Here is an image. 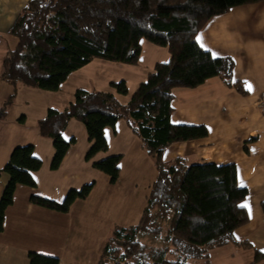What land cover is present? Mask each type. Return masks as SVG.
I'll list each match as a JSON object with an SVG mask.
<instances>
[{"label": "trees", "instance_id": "trees-1", "mask_svg": "<svg viewBox=\"0 0 264 264\" xmlns=\"http://www.w3.org/2000/svg\"><path fill=\"white\" fill-rule=\"evenodd\" d=\"M264 0H30L17 15L6 36H0L3 81L10 84L57 91L74 71L94 59L136 65L142 41L168 50L170 58L158 62L126 104L112 92L77 89L74 100L64 109H48L38 120L40 135L52 140L50 162L57 169L75 139L62 136L72 119L81 122L90 146L85 159L107 151L104 130L120 119L142 142L156 166L157 177L150 186L149 199L160 198L174 206L161 247L138 239L141 221L129 227H115L107 237L97 264H188L169 257L172 242H186L199 250H211L237 243L234 230L249 220L239 207L248 190L238 184L234 163H188L183 157L165 160V150L174 143L204 138L205 125L173 124L172 89L193 88L218 76L227 85L244 92L233 80L234 61L213 56L201 47L196 36L213 16L231 8ZM13 39V41H8ZM120 95L128 93L124 80L111 82ZM121 154L109 155L92 166L114 183L119 174ZM42 161L33 155V145L15 146L2 168L8 181L0 198V232L5 211L13 202L17 185L35 187L32 172ZM92 184L70 189L59 203L31 195L32 203L67 212L76 199L85 198ZM264 219V203L261 204ZM172 252V251H171ZM258 256V254H256ZM28 264H59L55 256L30 251ZM202 264H211L206 257Z\"/></svg>", "mask_w": 264, "mask_h": 264}, {"label": "crops", "instance_id": "crops-1", "mask_svg": "<svg viewBox=\"0 0 264 264\" xmlns=\"http://www.w3.org/2000/svg\"><path fill=\"white\" fill-rule=\"evenodd\" d=\"M29 1L0 0L1 37H7L8 29ZM198 35L202 37L198 44L203 43V48L211 54L216 53L215 56H229L233 59V80L241 83L244 92L227 85L218 76L211 77L193 88H173L172 123L205 125L208 134L204 138L171 144L165 150L163 158L172 160L183 157L188 163L212 162L236 165L238 184L248 190L246 198L250 203L252 216L246 224L234 230L233 234L237 243L207 251L201 250L203 251L201 252L202 257L203 260L207 257L211 264H264V252L261 251L264 249V219L261 209V204L264 203V2L237 6L224 14L213 16L198 32ZM10 39H8L9 42L13 41L12 38ZM4 51L0 48V58L4 55ZM143 55L146 59L142 65L140 60V63L136 65L127 64L131 67L128 72H132L139 80L146 78L153 71L156 63L166 62L170 58L166 48H159L145 41L142 42L140 57ZM94 64L90 62L82 68ZM95 65L98 68V74L100 73L101 76L105 74L103 65L106 64L101 62ZM113 80L116 79H110L109 86L111 82H115ZM246 82L251 84L252 91L247 90ZM6 84L10 83L3 81L0 77V90ZM80 88L74 87L71 91L64 93L61 86L57 91L20 86L18 89L20 92L26 90L27 93L31 91L28 93L30 95L38 93L40 97L52 96L47 97V100L46 98L39 100L40 106L36 109L32 106L31 109H25L22 107L24 102L28 104L35 102L27 98V94L24 97L22 93L17 92L16 102H13L12 98L9 100L8 104H12L11 107L8 105L4 109H2L3 106L0 108V168L7 162L15 146L27 143L33 145V155L42 161L40 169L32 172L35 187L17 185L13 202L5 211L3 230L0 232V264H28L27 254L30 251L55 256L59 264H72L63 259H70L66 257L67 254L71 253L70 251L75 249L79 243L88 244L87 232H84V236L81 237L78 236L80 233L78 230L84 225L87 226L86 222L90 224L94 221L86 219V212L89 210H83L81 205L91 193L100 175L107 176L95 169L92 163L114 154L122 155L121 163L127 150L134 148L139 154L144 151L141 140L132 133L126 121L120 119L114 128L107 127L104 130L108 143L107 151L98 152L92 159L86 160L85 154L90 142L85 127L81 122L72 119L68 122L62 136L65 140L74 137L75 142L69 147L59 167L52 170L50 162L54 147L49 137L40 135L38 120L46 115L48 109H64L74 100L75 90ZM104 91L112 92L122 104H126L132 96L125 101L126 94L123 97L112 87L111 90L104 89ZM1 104L4 102L0 95ZM8 109L11 112L5 115ZM7 129L12 133L11 137L4 135ZM144 153L150 158L145 151ZM155 170V177L151 179L148 192L145 194L149 202L147 201L140 215L139 232L150 211L153 199H156V197L149 199L150 186L157 177L156 167ZM8 178L6 173H1L0 198ZM88 184H92L89 194L85 198L74 200L67 212L48 209L30 200L31 195H39L60 203L70 189H80ZM156 210L157 219L165 216V212L168 214L167 228L160 233L164 241L174 206L159 204ZM94 226L97 228V225ZM154 241L151 236L145 235L144 242L146 243L144 244L156 247L151 245ZM66 249L68 251L62 256V252ZM202 261L198 264H202Z\"/></svg>", "mask_w": 264, "mask_h": 264}, {"label": "rangeland", "instance_id": "rangeland-1", "mask_svg": "<svg viewBox=\"0 0 264 264\" xmlns=\"http://www.w3.org/2000/svg\"><path fill=\"white\" fill-rule=\"evenodd\" d=\"M145 59V55L139 58L141 65ZM91 62H94L95 64L103 62L106 64L103 65L105 74L102 76L100 73L98 74V68H96L95 64L88 65L85 68L81 67L71 73V75H69L61 84L64 93L71 91L74 87H81L80 89L85 90H111V87L109 86L110 79L115 78L116 80H113L115 82L124 79L126 81L125 83L128 88V93L125 97L123 95V97L125 98V101H127L137 88V85L146 79L141 78V80H139V78L132 72L129 73L128 70H131V67L127 64L100 59H94ZM140 62L138 61V63ZM20 86L23 88H29L22 83H17L15 85L6 84L5 87L0 90V95L4 102V104L0 105V108L2 106V109L6 108L9 105L8 103H10L9 100L11 98V100L14 99L13 102H16L15 96L17 95V92L22 93V96L24 97L25 94H27V98H30L35 102L29 104L24 102L22 107L25 109H31V106L36 109L40 106L39 100H42L43 98H46L47 100V97L52 96L44 95L43 97H40L37 95L38 93L30 95L28 93L31 91H28L27 93L26 90L20 92L18 91ZM12 94L14 96H11ZM11 105L9 106L11 107ZM10 112L11 110L8 109L5 115L10 114ZM21 118L22 115L20 116V119ZM4 135L11 137L12 133L7 129ZM50 143L52 144L51 141ZM127 151L128 152H125L124 159L120 163V171L117 180L114 183H111L107 176L100 175L96 180L91 193L84 201V204L81 205L83 210H89L86 212V219L90 221L94 220L90 224L86 222L87 226L84 225L78 230V232H80L78 236L81 237L82 235L84 236V232H87V235L89 236L88 244L83 245V243H79L75 249L70 251L71 253L67 254L66 257L70 259H63L64 261H68L72 264H96L100 250L108 234L115 227H129L136 224L139 221V218H141L140 215L148 201V199L145 198V194L148 192L151 179L155 177L154 173L156 172V166L153 159L147 157L144 151H141V154H139L134 148ZM159 204H168L172 207L167 201L154 198L150 205V211H148L141 227V231L138 234L139 241H142L143 243H146L144 242L145 235L151 236V239L155 240L151 245L156 247L161 246L163 243L160 233L166 230L167 221L169 219L166 212L165 216L157 219L155 212L157 211L156 209L159 208ZM94 225H97V228ZM92 227L93 229H91ZM89 230H92V232H89ZM67 251L68 249L62 252V256H64ZM171 251L169 257L180 260L186 259L188 264H198L203 260V255L201 253L203 251L186 242H172Z\"/></svg>", "mask_w": 264, "mask_h": 264}, {"label": "snow or ice", "instance_id": "snow-or-ice-1", "mask_svg": "<svg viewBox=\"0 0 264 264\" xmlns=\"http://www.w3.org/2000/svg\"><path fill=\"white\" fill-rule=\"evenodd\" d=\"M201 39H202L201 36H199V35L196 36L197 42H200ZM200 46L201 47H204V44L201 43ZM212 55L215 56L216 53H213ZM246 88H247L248 91H252V86H251L250 83H247L246 82ZM239 207L246 208L248 210L249 218H251V216H252V210H251V206H250V203L248 202L247 198L245 199V201L242 204L239 205ZM237 239H239V237H237ZM261 251L264 252V249H261Z\"/></svg>", "mask_w": 264, "mask_h": 264}]
</instances>
